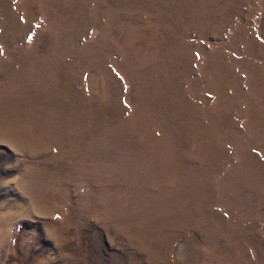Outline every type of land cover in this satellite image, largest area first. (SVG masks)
I'll return each instance as SVG.
<instances>
[{
  "label": "rangeland",
  "instance_id": "374dc122",
  "mask_svg": "<svg viewBox=\"0 0 264 264\" xmlns=\"http://www.w3.org/2000/svg\"><path fill=\"white\" fill-rule=\"evenodd\" d=\"M0 264H264V0H0Z\"/></svg>",
  "mask_w": 264,
  "mask_h": 264
}]
</instances>
